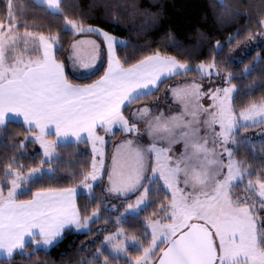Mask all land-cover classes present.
<instances>
[{
	"label": "snow or ice",
	"instance_id": "obj_1",
	"mask_svg": "<svg viewBox=\"0 0 264 264\" xmlns=\"http://www.w3.org/2000/svg\"><path fill=\"white\" fill-rule=\"evenodd\" d=\"M5 2L6 10L0 15V134L7 131L11 117H21L23 139L11 147L23 155L30 142L43 151L39 164L27 172L15 155L3 167L0 255L4 260L0 264L17 254L30 256L25 252L29 245L33 251H47L66 231L88 229L100 218L101 205L87 214L92 201L82 208L77 198L82 190L95 199L94 185L105 172V191L128 202L121 205L123 211L115 219L116 231L105 235L92 259L82 264H110L102 250L105 245L127 264H264V163L253 167L237 158L239 150L249 144L246 136L238 135L240 130L264 125V96L250 100L237 112L234 94L238 89L232 82L236 77L219 65L215 55L194 68L159 48L139 58L133 53L122 59L117 49H127L130 41L86 24V19H95L91 12L71 18L64 12L63 0H37L63 18L61 31L72 36L68 55L60 58L57 53L64 51L60 32L33 30L35 25L18 18L24 14L23 6L17 10L13 0ZM219 3L225 9L222 16L240 15L223 0ZM70 7L75 11L79 4ZM96 7H103L108 19L111 8L120 5ZM258 24L259 33L249 32V41L255 35L264 37V19ZM199 35L208 39L203 32ZM169 46L183 48L175 40ZM214 48L223 50L220 41ZM104 55L107 66L91 83H74L69 78L66 69L70 65L78 78L91 79ZM191 71L199 73L200 80L220 77L222 86L204 91L202 84L192 82L170 88L183 108L177 115L153 116L145 106L131 113V120L125 116L127 108L151 96L164 80ZM205 97L210 101L207 107L201 103ZM141 121L146 123L144 131L137 127ZM114 129L125 138L114 145L111 164L106 166L105 135L114 136ZM101 130L105 135L99 134ZM145 134L147 143L142 142ZM69 141L91 145L90 167L68 170L67 186L49 184L32 191L45 175H56L53 165L62 159L59 149ZM181 143L184 151L173 156L172 146ZM153 192L166 195L145 217L143 238L129 236L122 225L156 202ZM21 195L29 198L20 199ZM115 208L105 205L107 211ZM129 245L136 255L129 252Z\"/></svg>",
	"mask_w": 264,
	"mask_h": 264
},
{
	"label": "trees",
	"instance_id": "obj_2",
	"mask_svg": "<svg viewBox=\"0 0 264 264\" xmlns=\"http://www.w3.org/2000/svg\"><path fill=\"white\" fill-rule=\"evenodd\" d=\"M223 2L229 8L236 9L240 15L237 16L233 13L222 16L225 9L220 6L219 0H63L62 7L65 14L71 18H80V12H91L95 19H86V24L91 23L102 27L118 38L130 41L127 49H117L122 59L126 54L131 56L133 53L135 58H139L159 48L164 54L177 56L182 61L187 60L193 68L199 62L209 60L213 55L216 56L221 67H229L232 50L247 41L249 32L255 34L260 31L258 20L264 19V0H223ZM13 3L17 6V10L23 6L24 14L18 18L26 20L29 25H35L33 30L44 31L45 34L60 32L64 51L58 52L57 56L64 58L68 55V43L72 36L61 31L63 27L61 16L53 14L45 6L36 3L35 0H13ZM73 3L79 4L78 10L74 11L70 7ZM104 4L120 5V7H112L109 18L105 19L104 8L96 7V5ZM5 10L6 2L0 0V15H3ZM199 32L205 33L208 39H202ZM169 33L172 34L171 37L168 36ZM230 36L233 37L231 44L228 43ZM171 40L182 44L183 48L170 47ZM216 41H220L222 51L215 50ZM106 66V62H104L91 79L74 77L69 66L66 71L74 83H91L92 80L103 74V69ZM246 68L251 71L245 72ZM229 71L236 77L232 81L238 89V92L234 94V107L239 112L250 100L264 96V44L250 53L244 61L230 67ZM182 76L197 78L198 73L191 71ZM182 76L164 80L159 85V89L151 96L138 100L127 108L124 111L125 116L130 114L135 105H144L154 100L170 83ZM23 131V124L9 122L7 131L0 134V176L3 174L4 165L10 161L13 155L16 156L17 162L25 165V172L28 167L39 164L42 157L39 144L26 142L23 155L18 149L11 147L12 143H18L23 139ZM262 149H264L263 143L255 146L247 145L239 150L237 158L246 159L253 167H258L264 163ZM59 151L62 153V159L53 165L57 169L56 175L54 177L45 175L32 187V191L41 186L47 187L49 184L67 186L70 183L67 176L68 170L79 169L81 165L90 167V145L68 144L67 147H62ZM112 152V144L109 142L106 149V166L111 163ZM77 153L79 155H76ZM45 167L47 168V165ZM106 182L107 174L105 172L103 180L94 186L95 199L83 192L77 198V203L82 208L89 200L92 201L87 204V214H90L98 203L101 205L100 218L89 225L87 232L66 231L63 238L47 251L43 249L33 251V247L29 245L25 252L31 253L30 256L17 254L12 260L4 261V264H82L84 260H91L96 249L103 243L104 236L117 229L115 222L109 221L108 230L98 231L105 220L116 216L115 212L105 209L107 201L102 189ZM6 193L7 188H5ZM151 195L156 202L141 212L139 217H130L128 222L122 225L129 236L136 234L143 238L145 217L150 216L157 209L166 193L153 192ZM19 198L27 199L29 196L21 195ZM102 250L109 257L110 264H127L122 255L113 256L107 247ZM129 252L132 255L137 254L133 247H129Z\"/></svg>",
	"mask_w": 264,
	"mask_h": 264
},
{
	"label": "rangeland",
	"instance_id": "obj_3",
	"mask_svg": "<svg viewBox=\"0 0 264 264\" xmlns=\"http://www.w3.org/2000/svg\"><path fill=\"white\" fill-rule=\"evenodd\" d=\"M262 44H264V37H262L260 35H255V39L252 40V41H249L247 39V41L245 43H243L241 45H238L237 47H235L232 50L231 57H230V66L229 67L226 66L224 68H226L227 71H229L230 67L236 66L239 63H241L242 61H244V59L250 53H252L255 50H257L259 48V46L262 45ZM72 72H73V76L78 78V74L76 72H74V71H72ZM221 75H223V73ZM192 82H196V83L202 84L204 86V91H207L210 86H216V87L222 86L220 77H215L214 76L212 78V80L209 81V79L207 77L204 80H200L199 73H198V77L197 78L190 77V76L189 77L188 76H185V77L182 76V77H179V78L175 79L172 83H170L168 85V87L166 89H164L163 91H161L154 100H152L151 102H149L147 104L139 106L138 108L145 107V106L148 107L150 109V112H151V114L153 116L160 115L161 113H163L165 118L173 116V115H177L183 110V108H182V105H180L179 103H177L174 100V98L172 96V93L169 91V89L172 88V87L182 86V85H184L186 83H192ZM201 103L205 107H207L208 104L210 103V101L205 97V98H203L201 100ZM138 108L132 110L130 112V114L127 116V117H129L130 120L132 119L131 113L135 112ZM137 127L140 128L141 131H144L145 128H146V123L144 121H141V122H139L137 124ZM217 130H218V128H217ZM114 132H115L114 136L110 135V134L109 135H105L102 130L99 133L101 135H105V141H106V143L104 145L105 153H106L107 145H108L109 142L112 144V148H113V151H114V145L118 144L123 138H125L124 135L118 129H114ZM240 132L238 133V135L246 136L248 138V140H249L248 146H255V145H258V144H262V143L264 144V125L249 126L247 128V130L241 129ZM142 142H144V143L148 142V137H147L146 134L144 135ZM162 146H166V145H162ZM90 147H91V145H90ZM183 151H184V147H183L182 143L181 144H174L172 146V154H173V156H178ZM105 163H106V161H105ZM99 182L100 181H98L97 183H99ZM106 187H107V182L103 186V189H102L103 193H104V197H105V199L107 201V206L110 208L111 205H116V208L112 209L110 211V212H115L116 216L108 219L107 220L108 223L104 222L100 226L98 231H106V230H108L109 229V221H114L115 222L116 217L119 216L120 213L123 211V207H121V205H125L126 206V204L128 202L127 200H124L123 198H117L113 194H108L105 191ZM81 192H83V191L81 190ZM131 198H133V199H131ZM130 199L132 201H134L135 200V196L134 195L131 196ZM88 230H89V228L81 230L79 232H87ZM51 247L52 246H50L49 248H51ZM104 247H107L108 250H110L109 246L105 245ZM129 247H132V246L129 245Z\"/></svg>",
	"mask_w": 264,
	"mask_h": 264
},
{
	"label": "crops",
	"instance_id": "obj_4",
	"mask_svg": "<svg viewBox=\"0 0 264 264\" xmlns=\"http://www.w3.org/2000/svg\"><path fill=\"white\" fill-rule=\"evenodd\" d=\"M35 2L37 3V0H35ZM38 4H39V3H38ZM39 5H41V4H39ZM91 38H92V39H96L98 42L101 41V38H100V37L92 36ZM104 62H106V55L102 56V58H101V62L98 63V65H97L98 69L101 68V66L104 64ZM69 69H70L71 74L73 75V72H72L73 70L71 69V66H70V65H69ZM76 78H77V77H76ZM166 80H167V79H166ZM139 106H142V105H135V106L133 107L132 110L138 108ZM10 122H17V123H21V124H23V122H22V118H21V117H11V118H10ZM68 144H74V143H72L71 141H69ZM1 259H4V257H3L2 255H0V260H1Z\"/></svg>",
	"mask_w": 264,
	"mask_h": 264
}]
</instances>
